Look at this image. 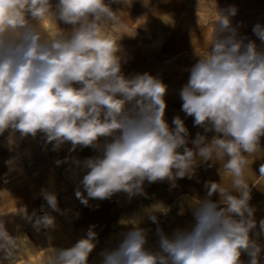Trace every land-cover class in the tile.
<instances>
[{
    "label": "clouds",
    "instance_id": "9594fccd",
    "mask_svg": "<svg viewBox=\"0 0 264 264\" xmlns=\"http://www.w3.org/2000/svg\"><path fill=\"white\" fill-rule=\"evenodd\" d=\"M111 4L130 6L131 0H0V135L42 134L53 151L69 143L70 152L95 150L97 155L73 161L85 170L75 190L85 206L120 193L129 200L146 197V181L167 180L174 187L177 179H191L199 163L219 161L221 182H205L206 196L188 205L195 221L190 229L166 234L156 213L168 209L151 205L143 211L157 225L158 250L147 247L149 229L132 219L124 222L132 226L116 246L101 252V264H245L242 254L248 264H259L264 219L257 222L249 204L246 172L264 137V51L232 26L234 6L217 10L207 54L179 91L181 110L194 126L215 135L209 140L197 133L189 147L184 121L176 116L170 128L165 120L162 80L147 72L123 74L120 39L108 31L122 23L121 11ZM46 20L71 30L50 36L43 30ZM252 32L264 44V24L256 23ZM259 171L264 176V164ZM41 194L52 211L61 212L55 193ZM18 211L37 231L55 227L50 212ZM3 216L0 264H11L21 237L9 233ZM93 228L71 247L48 249L46 264H88L98 243Z\"/></svg>",
    "mask_w": 264,
    "mask_h": 264
},
{
    "label": "crops",
    "instance_id": "0c3cea01",
    "mask_svg": "<svg viewBox=\"0 0 264 264\" xmlns=\"http://www.w3.org/2000/svg\"><path fill=\"white\" fill-rule=\"evenodd\" d=\"M44 23L47 24V20ZM197 133L205 135L209 140L215 135L214 132H205L201 127L197 130H188V139H195ZM188 146L192 147L191 143ZM70 148L69 143L59 151H53L51 144L45 146L42 134L22 138L18 132L6 130L0 135V215H4L3 219L9 233L21 237L19 251L15 253L11 264H46L48 249L73 246L79 239L86 237L90 226H94L93 231L97 233L98 243L89 255L88 264L101 262V252L116 246L120 234L132 226L124 222L132 218L138 220L142 228L155 227L148 232V241L153 245L157 244L155 234L157 225L145 215L144 205L137 206L139 200L136 197L129 200L125 194L120 193L106 200L89 199L87 206L76 198L75 190L85 170L73 161H83L97 155V152L91 147H77L74 152H70ZM65 158H68V162L60 165L55 163L57 160L64 161ZM249 159L253 161L246 172L251 190L249 204L258 203L261 206L264 205V176H260L259 169L261 164H264V137L260 140V151ZM201 164L203 168L199 179L203 191L194 194L205 197L207 192L205 182H221L219 170L222 163L208 161ZM224 183L225 186H230V179L226 178ZM146 189L147 182L144 185V190ZM42 190L55 193L58 206L75 205L72 210L75 212L74 221L68 217L57 218L54 228L37 231L32 223L24 219L18 211L21 208L25 209L28 215H32L33 212L37 215H43L44 212L56 215L57 212L52 211L43 199ZM80 190L87 195L82 186ZM213 200H219L218 194L213 196ZM136 208L138 211H134ZM172 219L169 220L172 222ZM107 224L111 226L108 233L105 232ZM175 224L173 222V225ZM74 227H77V230L73 231ZM80 227L86 229L81 230ZM3 264L10 262L4 260Z\"/></svg>",
    "mask_w": 264,
    "mask_h": 264
},
{
    "label": "rangeland",
    "instance_id": "374dc122",
    "mask_svg": "<svg viewBox=\"0 0 264 264\" xmlns=\"http://www.w3.org/2000/svg\"><path fill=\"white\" fill-rule=\"evenodd\" d=\"M108 2L111 3V0ZM111 6L114 10L121 11L119 15L122 23L110 27L108 31L117 40L120 39L122 55L126 60V62L122 61V72L125 76L147 72L162 80L167 86L164 97L167 104L165 120L170 128L175 127L172 121L176 116L184 121L187 130L201 128L194 126V118L187 116L181 110L182 100L179 91L188 82L190 69L198 62L200 56L207 54L212 39V26L218 19L217 10L234 6L237 13L231 17L232 26L237 28L241 37L255 41L258 49L264 51V44L252 32L256 23L264 24V0H131L130 6L124 4H111ZM60 28L71 30L70 25L61 23L59 26L52 20H47V24L43 23L44 32L53 37ZM202 168V164L199 163L191 179L187 177L177 179L174 187L167 180L151 184L146 181L147 196H137V200L141 201L137 206L144 205V208H147L159 204L161 209L162 207L168 209L166 215L161 212L156 213L160 227L168 235L178 228L190 229L195 221L188 205L194 199L204 198L202 195L194 194L203 191L199 179ZM250 206L255 208L257 222L264 219V205L261 207L258 203H252ZM59 208L61 213L57 212L53 215L55 220L68 217L74 221L75 212L72 210L75 205L68 207L60 205ZM134 211H138V208ZM170 218H173L172 222ZM173 222L176 224L173 225ZM106 226L105 232L108 233L111 226L108 224ZM154 228L152 226L146 229L151 231ZM85 229L86 227L81 228V230ZM75 230L77 227L73 228V231ZM156 240L158 241V237ZM258 243L261 245L259 264H264V236L259 237ZM148 244V248L152 251L158 250V244L153 245L150 241ZM241 259L248 264L250 258L247 254H242ZM92 264H101V262Z\"/></svg>",
    "mask_w": 264,
    "mask_h": 264
},
{
    "label": "bare ground",
    "instance_id": "6f19581e",
    "mask_svg": "<svg viewBox=\"0 0 264 264\" xmlns=\"http://www.w3.org/2000/svg\"><path fill=\"white\" fill-rule=\"evenodd\" d=\"M89 263V262H88Z\"/></svg>",
    "mask_w": 264,
    "mask_h": 264
}]
</instances>
